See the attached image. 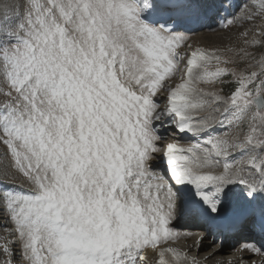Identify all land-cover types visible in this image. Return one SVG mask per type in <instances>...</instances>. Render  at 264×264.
<instances>
[{
    "label": "snow or ice",
    "instance_id": "1",
    "mask_svg": "<svg viewBox=\"0 0 264 264\" xmlns=\"http://www.w3.org/2000/svg\"><path fill=\"white\" fill-rule=\"evenodd\" d=\"M238 7L0 0V264H200L168 244L182 217L264 264V39L239 62L188 42L264 16Z\"/></svg>",
    "mask_w": 264,
    "mask_h": 264
},
{
    "label": "bare ground",
    "instance_id": "2",
    "mask_svg": "<svg viewBox=\"0 0 264 264\" xmlns=\"http://www.w3.org/2000/svg\"><path fill=\"white\" fill-rule=\"evenodd\" d=\"M239 1L240 0H232V3L234 6L240 5ZM250 5H251V0H249V3L246 6L249 7ZM253 20H252L253 21L252 28L250 30H248L247 27L240 25V27L237 29V32L233 34V38L229 39L226 36L229 33L223 32V30L219 29L220 25L223 22H218V23L213 24L212 28L209 29V30H214L213 32H209L207 34L206 31L203 30L202 32V30H199L198 32H195L194 34L192 33L191 37H189L188 42L193 47H202V48L209 49V50H212V49L219 50V53L221 54V56H223L225 53V49H226V52H228L229 49L233 50L232 47L234 46L232 45L234 44L232 43L237 42V44L235 45V50H238L239 48L244 47L243 40L245 37H243L241 33L249 32L248 37H247L249 39H251L253 35H256L258 38L263 39V37H259V32L261 30H264V16L256 17ZM218 43L220 44L229 43V46L220 47V44ZM219 107L221 108V110L223 109V105H220ZM187 142H188L187 140L182 141V143H187ZM174 227H176L182 233V235L179 239H176L174 241H169L168 242L169 246L176 247L179 250H181V252L187 251L188 255L196 257L200 261V264H221V262L222 264H228L230 259L233 260L234 264H239V261L237 258L240 256V254H238V256H235L232 253H230L231 251H229L228 248L230 244L231 245L236 244L238 241L239 242L241 241V244L245 242V240H242L239 238L241 237L240 234H235V235L229 234L230 236L229 239L223 241V242H227L225 243V245L223 244V251H216L215 255L211 256L210 259H205L204 256H199L198 253L199 252L203 253L202 255L207 254L208 256L209 253L208 252L204 253L205 251L204 249L208 247L209 244L212 242V236L207 235V233L205 232V229L201 227L198 222L192 221L187 217L177 219ZM187 233H191V235L190 236L184 235ZM200 235H206L207 238L199 245V251H197V247H198L197 238ZM241 235L244 236L243 238H246L248 236L246 232L241 233ZM218 247L219 245L215 246L213 249H211L210 253L214 249H217ZM245 255L247 254L245 253ZM146 256H147L148 261H152L153 259H155L150 249L147 250ZM252 259L259 261V256H255V258H252ZM206 260H208V262H206Z\"/></svg>",
    "mask_w": 264,
    "mask_h": 264
},
{
    "label": "rangeland",
    "instance_id": "3",
    "mask_svg": "<svg viewBox=\"0 0 264 264\" xmlns=\"http://www.w3.org/2000/svg\"><path fill=\"white\" fill-rule=\"evenodd\" d=\"M239 2H240V5H239L238 8H236L235 14L242 13V10L247 7L246 5L249 3V0H240ZM253 21L252 20L248 21V20H243L242 19V20H238L235 24L229 26L228 28H224V27H222L220 25L219 29L223 30V32H228L229 34L226 35V36L230 39V38H233V34H235L237 32V29L240 27V25H243V26L247 27L248 30H250L252 28ZM218 22H222V21L218 20L216 23H218ZM203 30L206 31L207 34L209 32H213L214 31V30H209V29H202V32H203ZM191 35L192 34H189V37H191ZM263 39H264V37H263ZM218 44H220V43H218ZM232 44H234V45H232V46H234V47H232L233 50L226 52V49H225V53H224L225 57H224V55L222 57L226 58V59L229 58L231 60H235V61L239 62L240 61V57L236 54L237 50H235V45L237 44V42L236 43H232ZM225 46H229V43H221L220 44V47H225ZM248 51L256 52L257 53V59H259L261 54H264V53H261L260 49L255 48V47L254 48H249ZM247 63H249V61L248 60H244L242 63H238L236 65L229 64V65H221V66H227V67L236 66L238 68V70H239L240 68H243ZM212 67L214 68L215 65H213ZM226 79H230V78H226ZM216 87L219 88V87H221V85L217 84ZM230 87H231V85L224 86V94H227L229 92ZM161 103H163V102L161 101ZM165 136H167V135H165ZM0 152H3V148L2 147H0ZM238 158L237 157H233L232 159H238ZM4 223H5L4 220L0 219V225H3ZM3 232H4L3 227H0V236L3 235ZM240 242L238 241L236 244H232V245L230 244V246L228 248L229 251H231L230 253H232L235 256H238V254H240L237 251V249L242 245ZM225 243H227V242H223L224 245H225ZM219 244L220 243H218L217 240H216V243H212L211 242L209 244V246L204 249L205 250L204 253H206V252L210 253L211 249H213L215 246H218ZM202 254L203 253H200V252L198 253L199 256H204V257L207 256V254H205V255H202ZM252 258H255V256H253ZM206 262H208V260H206Z\"/></svg>",
    "mask_w": 264,
    "mask_h": 264
}]
</instances>
